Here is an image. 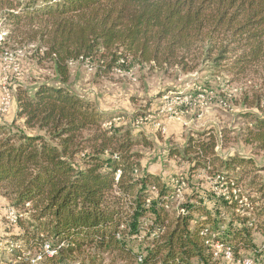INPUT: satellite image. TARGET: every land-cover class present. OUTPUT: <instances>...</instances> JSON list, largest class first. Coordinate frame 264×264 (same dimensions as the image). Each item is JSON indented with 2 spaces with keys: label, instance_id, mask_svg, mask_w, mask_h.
I'll return each mask as SVG.
<instances>
[{
  "label": "trees",
  "instance_id": "obj_1",
  "mask_svg": "<svg viewBox=\"0 0 264 264\" xmlns=\"http://www.w3.org/2000/svg\"><path fill=\"white\" fill-rule=\"evenodd\" d=\"M5 21L46 24L41 59L52 62L57 77L55 85L39 83L31 95L15 87L16 116L24 128L0 123V192L21 215L11 240L25 247L8 246L10 264H103L105 254L124 264H217L206 242L230 248L234 261L249 252L262 264L264 204L253 207L254 197L244 195L240 179L228 174L253 170L250 158L222 161L213 133L189 135L181 150L169 154L195 155L191 169L215 174L217 166L225 168L219 173L233 179L252 210L239 214L237 200L193 191L173 211L179 182L145 169L136 174L140 163L132 147L147 145L145 138L121 127L103 128L106 121L94 103L67 82L70 60L98 52L110 58L104 70L128 57L156 64L176 59L185 70L192 47L208 40V55L217 53L212 61L239 51L234 72L255 67L264 83V0H24L10 7ZM86 130L93 132L85 139L90 151L76 165ZM249 133L264 148V116ZM254 234L261 235L259 244ZM134 240L143 246L134 250ZM44 242L55 253L32 263Z\"/></svg>",
  "mask_w": 264,
  "mask_h": 264
},
{
  "label": "rangeland",
  "instance_id": "obj_2",
  "mask_svg": "<svg viewBox=\"0 0 264 264\" xmlns=\"http://www.w3.org/2000/svg\"><path fill=\"white\" fill-rule=\"evenodd\" d=\"M22 1L0 0V55L4 49L21 51L18 57L20 73L9 75L8 82L14 90L19 86L31 95L39 83L55 85L57 77L52 62L41 59L47 40L44 35L46 24L5 21L10 7ZM207 41L204 40L201 46L197 43L192 47L185 70L180 64H175L176 59L172 60L173 63L156 64L141 63L128 57L120 68L110 71L101 69L110 60L102 52L87 57V61L76 59L72 61L73 65H69L67 87L93 99L95 107L106 121L103 128L121 127L122 131L128 130L138 140L145 138L147 145L139 143L132 147V151L137 154L134 159L140 163L137 175L145 169L160 175L169 183L184 181L180 194L174 197L171 204L173 211H177L178 205L193 191L215 193L213 177L225 171V168L219 166L214 169L215 174L203 168L191 169L190 161L196 158L195 155L169 154L170 149L181 150L191 132L195 135V132L205 130L215 136V152L222 161L231 157L251 159L253 170L236 169L228 174L240 179L243 194L254 197L253 207H258L264 204V200H260L261 191H264V148L252 141L249 132L253 130L255 119L264 116L263 76L261 71H253L257 69L255 67H247L241 73L234 72V57L239 51L225 54V58L217 63L212 61L217 53L208 55L205 50ZM2 76L0 70V79ZM15 94L16 91L9 111L0 114V123L10 124L15 121L17 128H24L22 119L16 116ZM177 95L190 96L189 105L176 103L174 99ZM170 114L173 117L171 119L168 117ZM4 116H13L12 121L11 118L3 120ZM157 123H160L159 126ZM90 133H93L92 130L82 133L83 149L73 159L76 165H81L84 154L90 151L89 143L85 140ZM219 164L220 161L216 165ZM252 179L254 185L249 182ZM8 208H11L9 200L0 192V264L14 263L12 255L7 252L8 246L25 251L22 241L18 242V248L11 240L17 237L19 230L18 226L7 219ZM235 209L236 213L242 214L245 207L237 205ZM253 237L256 244L262 241L260 234H254ZM133 242L134 250L143 246L142 242ZM240 253L245 257L251 256L249 252ZM103 257V264H124L108 254ZM217 264L239 263L218 260Z\"/></svg>",
  "mask_w": 264,
  "mask_h": 264
},
{
  "label": "built area",
  "instance_id": "obj_3",
  "mask_svg": "<svg viewBox=\"0 0 264 264\" xmlns=\"http://www.w3.org/2000/svg\"><path fill=\"white\" fill-rule=\"evenodd\" d=\"M21 55V51L17 52H11L7 49H4L1 52L0 58H1V63H0V70L3 74L2 78L0 79V114H4L9 111L10 107L12 106V103L14 102V88L10 86V83L8 82L9 75H19L20 73V64L18 57ZM78 59H85L86 61L88 60L87 58H78ZM73 60H70L68 62V65H73L74 62ZM118 65L121 67L125 63V60L123 58H120L119 61L117 62ZM118 67V68H120ZM191 98L188 95L185 96H175L174 101L178 103L179 105L187 106L189 105V99ZM169 119H171V114L168 116ZM173 118V117H172ZM137 123H140V121H136ZM160 123H157L159 126ZM120 171H116L115 174V179H117ZM179 182V183H178ZM176 196L180 194V189L181 186L184 185V181H177L176 184ZM213 183H214V192L217 194H220L218 196H222L225 199H233L237 200L238 204L241 205L242 207H245L248 209L250 212L252 210V205L247 201L245 197H239L241 193V188L236 186L233 182V179L225 177L223 173H217L213 177ZM152 190H154V187H152ZM180 212L183 213V209H180ZM7 219L12 222L13 224L17 222V219L19 218V215L13 208H8L7 210ZM248 213V212H247ZM206 244L210 245L212 249V254L214 258L226 261V262H233V254L230 248L225 247L222 243L220 242H215L211 244L210 242H206ZM55 253V250L51 249V246L49 245L48 242H44L41 250L33 254L31 257V262L35 263L36 261L41 260V258L47 254L48 256H51L52 254ZM26 254H29L26 253ZM140 260V258L138 259ZM239 264H256L255 260L252 258H244L242 260H237L236 261ZM264 264V258L263 262Z\"/></svg>",
  "mask_w": 264,
  "mask_h": 264
},
{
  "label": "crops",
  "instance_id": "obj_4",
  "mask_svg": "<svg viewBox=\"0 0 264 264\" xmlns=\"http://www.w3.org/2000/svg\"><path fill=\"white\" fill-rule=\"evenodd\" d=\"M77 94H80V95H82V96H84L86 99H88L89 101H92L93 102V99L91 98V97H88L87 95H85V94H81V93H77ZM94 103V102H93ZM13 117V116H12ZM12 117H10V116H4V119L3 120H8V119H10L11 121H12ZM2 120V118L0 117V121ZM196 133V132H195ZM193 135V132H191L190 133V135ZM164 180V179H163Z\"/></svg>",
  "mask_w": 264,
  "mask_h": 264
}]
</instances>
